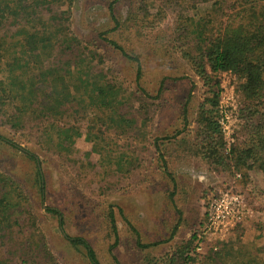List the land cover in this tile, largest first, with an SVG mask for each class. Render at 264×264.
Here are the masks:
<instances>
[{
  "label": "rangeland",
  "instance_id": "rangeland-1",
  "mask_svg": "<svg viewBox=\"0 0 264 264\" xmlns=\"http://www.w3.org/2000/svg\"><path fill=\"white\" fill-rule=\"evenodd\" d=\"M113 1L76 0L71 28L83 45L65 55L64 61L71 62L75 76L85 75L84 72L101 75L104 81L119 86L125 100L123 106H116L117 113L121 111L125 121L132 123L122 125L117 113L111 117L103 113L105 124L94 126L97 109L93 113L83 107L85 104L70 105L53 129L72 128L81 135H73L72 141L60 150L53 144L45 145L42 130L53 125L34 118L16 127L0 116V134L31 149L42 161L46 180L43 201L35 182L34 163L0 142V173L17 181L30 200L27 212L31 213L24 216L32 217L35 224L30 222L26 229L44 236L55 264H91L84 248L71 245L62 235L56 217L45 210L48 206L57 208L64 215L67 234L87 239L102 264H117L109 252L114 242L108 221L111 210L119 231V244L113 249L119 263L165 264V255L170 251L164 244L174 246L190 239L204 219L209 199L219 188L233 185L247 197L254 214L225 240L205 239L202 250L192 253L194 264H210L205 257L214 255L224 244L253 255L264 245V174L254 173L249 184L242 183L211 170L206 164L203 166L199 158L186 151L188 145L184 141L193 139L194 121L206 87L178 54L174 31L180 14V4L176 2L180 0H120L115 4L116 14L123 23L119 30L113 29L109 14L108 6ZM209 5L193 0L188 6L192 14ZM0 27V33L7 29L6 25ZM100 33L141 55L145 67L142 83L150 96L139 98L135 94L134 66L106 40L100 39ZM93 57H96L93 67H88ZM80 58L85 60L83 66L75 62ZM162 79H165L164 87L159 93ZM217 79L222 88L221 101L230 115L234 139L231 143H235L242 135L244 123L238 81L230 72H220ZM86 98L84 95L83 99ZM186 123H189L187 127ZM177 130L183 133L174 136ZM224 140L228 144L225 137ZM182 144L186 146L181 150ZM180 155L184 160H180ZM126 157L133 163L136 161L138 167L128 170V160L123 163ZM138 240L152 244L151 248L138 246ZM163 241L167 242L162 244ZM38 253L33 255L37 259L35 264L42 263Z\"/></svg>",
  "mask_w": 264,
  "mask_h": 264
},
{
  "label": "trees",
  "instance_id": "trees-1",
  "mask_svg": "<svg viewBox=\"0 0 264 264\" xmlns=\"http://www.w3.org/2000/svg\"><path fill=\"white\" fill-rule=\"evenodd\" d=\"M118 1L120 0H114L108 6L114 30L123 26L115 11ZM190 1L193 2H176L177 5L180 4V14L175 20L174 34L177 36L179 56L202 80L206 95L194 121L193 139L191 142L184 141L188 145L186 151L200 158L211 170L249 184L254 173L264 174V0H201L210 5L192 14L188 6ZM75 2L76 0H0V26L7 27L0 33V74L3 73L0 75V116L16 127L26 125L34 118L53 125L50 129L42 130L46 138L45 145L53 144L60 150L66 147L65 143L72 141L73 135H81L79 130L72 128L53 129L70 105L85 104L83 107L90 108L93 113L97 109L99 112L95 113L97 115L92 122L94 126H103V113H108L111 117L117 113L116 106H123V98L125 100L121 88L116 84L104 81L101 75L86 72L85 75L75 76L71 62L65 63L64 56L76 52L83 45L71 28ZM144 12L147 14L148 11ZM99 37L134 66L137 83L135 94L139 98L150 96L142 83L145 67L141 55L104 37V33H100ZM95 58L89 61L88 67H93ZM84 61L80 58V61L75 62L83 66ZM66 64L69 69L65 68ZM220 72H230L236 77L242 101L241 119L244 120L242 135L237 137L228 151L219 123L222 88L217 75ZM164 82L165 79L160 80L159 93L163 90ZM192 88L194 90L193 83ZM192 94L193 91L190 96ZM84 95L87 96L86 99H83ZM187 112L185 107V121L188 118ZM116 115L122 125L132 123L125 121L121 111ZM188 125L186 123L185 127ZM182 133V130H177L174 136ZM89 138L91 139V134ZM0 142L19 151L34 163L35 182L41 201L45 200L46 180L38 155L2 134ZM156 149L159 151L158 145ZM126 160L128 170L139 165L127 157L123 159V163ZM165 172L171 176L167 170ZM237 174L241 175L239 179H236ZM29 202L20 184L12 177L0 173V264H35L37 259L33 255L36 252H39L41 264H55L44 236L26 229L32 219H25L24 216L31 213L27 212ZM45 210L56 217L62 235L71 245L84 248L85 256L91 264H102L87 239L66 233L64 215L59 209L48 206ZM108 221L110 235L114 236L109 252L114 261L120 264L113 254V249L119 244V231L115 214L111 210ZM31 223L35 224V220ZM242 235L241 233L239 236ZM196 240L195 231L190 239L182 242L166 257L165 264H194L192 253L196 251ZM137 244L142 248L149 246L139 240ZM213 254L205 257L210 264H264V245H260L253 255L248 251L243 253L230 244H224ZM247 256V260L241 259Z\"/></svg>",
  "mask_w": 264,
  "mask_h": 264
},
{
  "label": "built area",
  "instance_id": "built-area-1",
  "mask_svg": "<svg viewBox=\"0 0 264 264\" xmlns=\"http://www.w3.org/2000/svg\"><path fill=\"white\" fill-rule=\"evenodd\" d=\"M234 106L233 103H230ZM219 123L224 137L228 140V151L233 139V129L230 125V115L227 107L220 100ZM230 139V140H229ZM241 177L236 175V179ZM254 211L247 197L233 185H225L209 199L206 204L204 219L197 232L196 251L202 250L205 239L225 240L240 224L252 218Z\"/></svg>",
  "mask_w": 264,
  "mask_h": 264
},
{
  "label": "crops",
  "instance_id": "crops-1",
  "mask_svg": "<svg viewBox=\"0 0 264 264\" xmlns=\"http://www.w3.org/2000/svg\"><path fill=\"white\" fill-rule=\"evenodd\" d=\"M185 146L186 145H181L180 146V149L182 150V149H184L185 148ZM183 147V148H182ZM181 154H183V153H181ZM200 159V158H199ZM180 160H184V158H183V156L182 155H180ZM202 161V160H201ZM202 164H203V166H205V163L202 161ZM165 242H167V241H163L162 242V244H164ZM171 243H165L164 245H168V247H165V248H167L166 250H169L170 252L167 254V255H165V256H169V255H171L173 252H174V250L178 247V246H180V243L179 244H177V245H175L174 244V246H172V245H170ZM146 245H149L148 247H150L151 248V246H152V244H149V243H146ZM171 247H172V249H171Z\"/></svg>",
  "mask_w": 264,
  "mask_h": 264
}]
</instances>
